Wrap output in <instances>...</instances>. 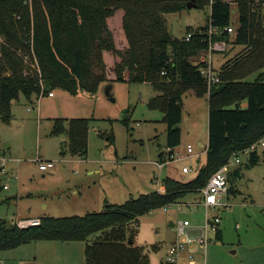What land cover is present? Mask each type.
<instances>
[{
    "label": "trees",
    "instance_id": "obj_1",
    "mask_svg": "<svg viewBox=\"0 0 264 264\" xmlns=\"http://www.w3.org/2000/svg\"><path fill=\"white\" fill-rule=\"evenodd\" d=\"M191 1L0 0V118L6 123L12 118L13 101L21 94L31 101L55 89L94 96L102 83L149 82L158 94L148 106L163 112L166 148L173 149L181 143L182 129L176 126L183 120V95L193 90L198 96H209L207 162L195 178L180 181L167 176L164 193L155 190L121 204L108 203L102 212L45 215L39 225L20 226L0 218V251L45 240L83 241L86 264H150L149 256L135 242L140 217L200 193L233 153L264 137V22L259 11L264 0H195L197 7L211 8L207 25L189 31V40L174 38L165 15L186 9ZM233 4L238 18L231 43L244 48L222 64L220 80L208 88L202 71L206 62L200 58L208 54L212 43L230 42ZM118 11L123 12L120 17L127 42L122 49L108 23ZM105 52L115 59L110 68ZM255 73V80L247 79ZM95 119L57 117L51 133L66 136L69 151L86 158ZM121 121L129 128V118ZM107 138L114 142L113 133ZM262 160L264 152L256 151L232 170L228 192L244 166ZM2 175L0 162V206ZM222 236L220 229L216 238Z\"/></svg>",
    "mask_w": 264,
    "mask_h": 264
},
{
    "label": "rangeland",
    "instance_id": "obj_2",
    "mask_svg": "<svg viewBox=\"0 0 264 264\" xmlns=\"http://www.w3.org/2000/svg\"><path fill=\"white\" fill-rule=\"evenodd\" d=\"M232 7L234 30L226 50L208 52L207 60H212L215 69L244 48L231 43L238 18L237 5ZM259 8L264 22V4ZM121 13L118 11L108 20L120 49L125 43ZM210 14V7L196 6L168 13L165 18L172 36L183 38L189 31L205 27ZM257 75L247 79L255 80ZM103 85L94 96L55 89V97L44 96L40 103L38 97H33L29 105L23 94L13 101L11 120L6 123L0 118V162L6 171L2 184L7 186L1 192L0 218L21 223L45 215L102 212L108 203L121 204L157 190L156 180L163 182L167 176L180 181L195 178L204 166L205 156L200 162L198 157L174 161L162 169L160 178L155 177L159 168L152 160L158 158L159 150L165 149L167 124L162 111L148 106L149 100L158 94L152 84L114 81L115 101L105 96ZM246 106L244 103L243 107ZM208 111L207 96H198L192 90L183 95L181 127L184 139L192 142L195 152L201 151L199 140L208 143ZM56 117L96 118L89 130L86 158L73 155L63 135L51 133ZM125 118L130 119L129 128L121 121ZM111 133L114 142L107 138ZM263 152L264 148H260L259 153ZM37 157L53 160L55 167L42 171ZM185 165L193 171L183 174ZM233 182L220 209L223 236L220 240L213 236L208 244L207 264H264V161L244 166L241 176ZM200 199V193L188 194L181 203L140 217L135 242L149 256L150 264H167L165 258L176 238L178 222H204L207 210L199 204ZM85 246L83 241L31 242L0 251V264H86Z\"/></svg>",
    "mask_w": 264,
    "mask_h": 264
},
{
    "label": "built area",
    "instance_id": "obj_3",
    "mask_svg": "<svg viewBox=\"0 0 264 264\" xmlns=\"http://www.w3.org/2000/svg\"><path fill=\"white\" fill-rule=\"evenodd\" d=\"M229 32L233 31V27L228 28ZM192 36V32L187 33L186 39L189 40ZM227 44L225 41H217L211 44L210 53L213 51H225ZM211 56V55H210ZM206 66L202 68V71L206 77V84L208 88L215 82L220 80L218 71L213 67L211 59L204 60ZM54 92H50L52 96ZM260 148H264V137L255 142L243 151L235 152L232 154L227 163L221 166L209 179L207 185L201 190V199L199 204L203 205L207 210V215L203 223L193 224L189 220H183L176 225L177 233L176 238L171 244L165 263L167 264H207L206 260V248L213 236L221 229L222 217L220 214L221 207L225 204L223 196L227 195L229 190V173L236 167L244 164L245 159H249L253 152L259 151ZM168 148L166 154L159 160L153 163L159 168L157 178H160L161 171L167 165L179 160L182 156L172 152ZM194 152V146L192 144L186 145V156H191ZM36 161L41 162V170H49L55 167L53 160H42L40 157L36 158ZM2 165V163H1ZM193 171L190 165H185L182 168V172L189 174ZM6 173L5 167L2 166V174ZM157 190L161 193L165 192L163 182L156 180ZM7 188V186H4ZM169 205L165 206L168 207ZM40 219H32L30 221H24L18 223L20 226L39 225ZM31 223V224H29Z\"/></svg>",
    "mask_w": 264,
    "mask_h": 264
},
{
    "label": "crops",
    "instance_id": "obj_4",
    "mask_svg": "<svg viewBox=\"0 0 264 264\" xmlns=\"http://www.w3.org/2000/svg\"><path fill=\"white\" fill-rule=\"evenodd\" d=\"M126 43L127 42H125L124 43V45H126ZM208 56H209V53L208 54H205V55H203V56H201V58L200 59H202V60H207V58H208ZM104 57H105V60H106V63H107V65H108V68H110V67H112V65L114 64V61H115V59H114V57L110 54V53H108V52H105L104 53ZM211 57V56H210ZM212 61V60H211ZM220 69V68H219ZM219 69H216L217 71H219ZM114 76V75H113ZM114 83V82H113ZM112 83V84H113ZM102 84H104L103 86H104V88H105V86H106V84H108V83H102ZM102 84H101V86H102ZM101 86H100V88H99V90L101 89ZM113 87H114V85H113ZM113 90V89H112ZM193 91V90H192ZM46 96H48V97H50V98H53V97H55L56 95L55 94H53L52 96H50V95H45V97ZM106 96V95H105ZM207 96V101H208V108H209V96L208 95H206ZM42 98H44V96H40V97H38V98H36L38 101H39V103H40V100L42 99ZM28 101H29V105L30 104H32V101L31 100H29L28 99ZM244 103H246V102H244ZM243 103V104H244ZM42 105V104H41ZM184 117V116H183ZM57 118V117H56ZM183 121V120H182ZM206 125H207V127H208V143H205V141H203V140H199L197 143H198V147H200L201 148V151H199V152H195V147H194V152H193V154L191 155V156H186L185 154H186V145L187 144H192V142H190V141H187V138H185L184 139V134H183V130L181 131V143H180V145H178V146H176V147H174L173 149L171 148L170 150L172 151V152H175V153H177V154H179V155H181L182 157L179 159V161L180 160H186V159H191V158H195V157H198V162H200L201 160H202V156H205V158H206V160H205V163L207 162V149H208V145H209V111H208V118H207V123H206ZM182 126V123L180 124V127ZM181 129H182V127H181ZM166 134H167V128H166ZM165 141H166V137H165ZM193 145V144H192ZM194 146V145H193ZM167 150H168V148H166V146H165V149L163 148L162 150H159V152H158V158L156 159V160H159V158H161V157H159V154L161 153V152H163V153H165L166 154V152H167ZM1 160V159H0ZM156 160H152V163L154 162V161H156ZM178 161V160H177ZM205 163H204V165H205ZM154 164V163H153ZM42 171H45V170H42ZM183 173V172H182ZM184 174V173H183ZM4 186H6V185H4ZM38 218H40V217H38Z\"/></svg>",
    "mask_w": 264,
    "mask_h": 264
},
{
    "label": "water",
    "instance_id": "obj_5",
    "mask_svg": "<svg viewBox=\"0 0 264 264\" xmlns=\"http://www.w3.org/2000/svg\"><path fill=\"white\" fill-rule=\"evenodd\" d=\"M197 3L195 2V0H192L191 2H188V7L192 8V7H196ZM112 89H113V84L109 83L105 86L104 88V92L106 97L111 100V101H115V98L112 95ZM180 127V125H177L176 128ZM64 138H66V136H64ZM130 243H132V241H130Z\"/></svg>",
    "mask_w": 264,
    "mask_h": 264
}]
</instances>
